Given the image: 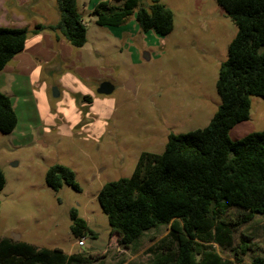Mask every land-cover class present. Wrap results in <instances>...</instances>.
<instances>
[{
    "label": "rangeland",
    "instance_id": "374dc122",
    "mask_svg": "<svg viewBox=\"0 0 264 264\" xmlns=\"http://www.w3.org/2000/svg\"><path fill=\"white\" fill-rule=\"evenodd\" d=\"M93 1L77 0L86 27L82 46L47 29L53 46L45 35L43 44L30 42L27 56L21 57L33 72L32 81L13 75L10 99L17 123L10 133L0 132L5 176L0 239L16 234L37 247L69 251L78 239L70 230L69 212L75 208L96 233L86 234L83 245L96 258L94 263L152 264L168 225L146 231L123 248L109 231L97 193L104 183L129 177L141 152H162L169 133L208 124L220 102L215 89L218 67L237 27L216 0H161L174 15L173 29L165 36L140 30L135 20L138 7L122 25L100 26L91 14ZM150 3L139 0L138 6ZM23 14L52 24L59 18L56 6L48 2L40 8L30 5ZM4 17L1 11L0 22ZM38 51L46 55L36 63L32 54ZM129 80L134 91L124 86ZM103 81L114 85L108 95L96 91ZM263 129L264 98L252 95L248 119L235 124L228 135L235 140ZM53 164L72 169L80 190L68 184L49 188L44 175ZM234 216L230 208L223 218ZM241 233L259 247L244 256L246 262L252 255H264V214L233 231V245ZM211 244L223 264L234 261L230 247Z\"/></svg>",
    "mask_w": 264,
    "mask_h": 264
},
{
    "label": "trees",
    "instance_id": "16d2710c",
    "mask_svg": "<svg viewBox=\"0 0 264 264\" xmlns=\"http://www.w3.org/2000/svg\"><path fill=\"white\" fill-rule=\"evenodd\" d=\"M100 0L91 9L97 25L119 26L134 13L142 31L165 36L173 29L172 10L161 0ZM237 31L219 64L215 89L219 105L208 124L185 133H169L160 153L139 154L129 177L104 183L97 200L117 243L129 248L148 230L168 225L155 248L152 264H223L211 243L227 245L234 261L227 264H264L250 236L241 233L233 245V231L257 214H264V129L232 140L228 131L248 119L250 97L264 98V0H216ZM54 24L32 28L0 26V70L22 49L28 33L59 31L73 46L86 42V27L77 0H55ZM17 116L10 97L0 90V132L10 133ZM46 185L68 184L80 190L72 169L53 164L44 175ZM5 176L0 167V190ZM230 208L235 216L223 215ZM74 237H96L75 208L69 212ZM78 252L37 247L12 237L0 239V264H100Z\"/></svg>",
    "mask_w": 264,
    "mask_h": 264
},
{
    "label": "crops",
    "instance_id": "0c3cea01",
    "mask_svg": "<svg viewBox=\"0 0 264 264\" xmlns=\"http://www.w3.org/2000/svg\"><path fill=\"white\" fill-rule=\"evenodd\" d=\"M100 0H94L93 6ZM47 2L51 5H55V0H0V12L3 11L4 14V21L0 22V26H11V27H26L32 24L36 23H43V24H52L47 21H33L31 18L27 19L26 16L23 14V11H25L26 7L32 5L34 7L40 8L41 6H45ZM92 6V7H93ZM79 7V6H78ZM80 10V8H79ZM12 11V12H10ZM81 12V11H80ZM10 14V15H9ZM54 24V23H53ZM49 30L44 29L38 33H28L24 48L22 51L14 55L12 59L4 66L2 70H0V78L2 77L3 71H6V75L4 74V77L0 79V90L7 94L9 97L10 95V89L12 82L14 81L13 75H23L28 76L29 79L32 81L33 72L28 70V67H24L23 63L21 62V57L25 58L26 55V49L28 47V44L30 42H40L43 44V41H45L44 36L46 35L49 37L48 46H53V34L48 32ZM57 35V34H56ZM35 54V55H34ZM32 54L33 61H36V63H39L41 60L40 56H45L44 52L38 51L36 53ZM22 66V68H21ZM24 68V69H23ZM27 69V71H26ZM12 101V100H11ZM13 106V103H12ZM18 239H21L20 236ZM22 240V239H21ZM25 241V240H23ZM27 242V241H26ZM30 243V242H28ZM34 245V244H33ZM36 246V245H35ZM49 248V247H46ZM58 248V247H53ZM75 248H79L78 251H75ZM52 249V248H50ZM61 249V248H60ZM65 254L70 255L73 253H84L86 255H91V251H89L88 248H84L83 246H76L75 242L71 243V249L69 251H65L61 249ZM90 252V253H86Z\"/></svg>",
    "mask_w": 264,
    "mask_h": 264
},
{
    "label": "water",
    "instance_id": "95a60500",
    "mask_svg": "<svg viewBox=\"0 0 264 264\" xmlns=\"http://www.w3.org/2000/svg\"><path fill=\"white\" fill-rule=\"evenodd\" d=\"M143 58L145 59H149V54L147 52H143ZM125 88L131 90V91H134V85H133V81L132 80H129L125 83ZM114 89V85L109 82V81H103L99 84V86L97 87L96 91L97 93L99 94H105V95H108L110 94ZM12 239L13 240H17L19 238L18 235L16 234H12Z\"/></svg>",
    "mask_w": 264,
    "mask_h": 264
},
{
    "label": "built area",
    "instance_id": "2783aa9c",
    "mask_svg": "<svg viewBox=\"0 0 264 264\" xmlns=\"http://www.w3.org/2000/svg\"><path fill=\"white\" fill-rule=\"evenodd\" d=\"M75 244L77 245V246H83L84 245V237H80V238H78L77 240H76V242H75Z\"/></svg>",
    "mask_w": 264,
    "mask_h": 264
}]
</instances>
